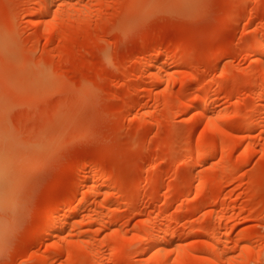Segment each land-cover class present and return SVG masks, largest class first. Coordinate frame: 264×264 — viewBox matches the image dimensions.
<instances>
[{"label": "rangeland", "instance_id": "obj_1", "mask_svg": "<svg viewBox=\"0 0 264 264\" xmlns=\"http://www.w3.org/2000/svg\"><path fill=\"white\" fill-rule=\"evenodd\" d=\"M43 2L0 0V264H264V0Z\"/></svg>", "mask_w": 264, "mask_h": 264}, {"label": "bare ground", "instance_id": "obj_2", "mask_svg": "<svg viewBox=\"0 0 264 264\" xmlns=\"http://www.w3.org/2000/svg\"><path fill=\"white\" fill-rule=\"evenodd\" d=\"M45 1H47V2H48V5H49V2L52 3L53 0H52V1H51V0H45ZM43 4H44V2H43ZM43 4H42V5H43ZM48 5H47V4H44V7H45V8H49L48 11H47V9L44 10V7H43V6H40L38 9L41 8V10H42V7H43V10H42V11H45V12H47V13H50V7L53 5V3H52L51 6L49 5V7H46V6H48ZM37 11H38V10H37ZM38 13H39V12H38ZM41 13H43L42 15L45 16V15H44V12H41ZM41 13H40V14H41ZM57 15H58V14H57ZM45 17H49V15H46ZM42 18H43V17H42ZM43 19H44V18H43ZM47 19H48V18H47ZM47 19H46V21H47ZM56 19H58V18L56 17ZM59 19H60V21H61V18H60V17H59ZM59 19H58V20H59ZM47 22H48V21H47ZM47 22H46V23H47ZM257 38H258V37H256V39H257ZM259 39H260V38H258L257 40H255V38H254L255 41L253 40V41H254L253 43H255L256 45H258L259 43L261 44V46L258 45L257 48L261 49V50H260V51H261V52H260L261 54L258 52L259 55H263L262 52L264 53V43H263L264 40H262V41H263V42H262L263 44H262V43L260 42L261 39H260V40H259ZM262 39H263V38H262ZM255 44H254V45H255ZM259 46H260V47H259ZM257 51H258V49H257ZM181 71H182V70H181ZM181 73H182V72H181ZM206 96H207V95H206ZM207 102H208V98H207V97H204V98L202 99V103H204V104L206 105ZM206 111H207V110H205L204 112H206ZM204 112H202V116H203V114H204V116L207 115V114L209 115V113H204ZM263 114H264V113H263ZM210 117H212V116H209V119H210ZM217 118L221 119V118H223V117H217ZM217 118H216V121H217V120L219 121V119H217ZM213 119H214V117L210 119V120H211L210 122H213ZM214 120H215V119H214ZM218 121H217V122H218ZM213 123L216 125V122H213ZM213 123H211V124H213ZM214 124L211 125V127H212V126H213V127H217V128H215V130L217 129L218 131H221L220 127L218 126V123H217L216 126H214ZM223 134H225V133H223ZM201 147H204V146H201ZM204 148L206 149V147H204ZM204 148H203V149H204ZM222 148H224V147H222ZM201 149H202V148H201ZM211 149H212V148H211ZM211 149H208V151H210V153H211ZM213 149H215V148L213 147ZM213 149H212V151H213ZM215 150H216V149H215ZM206 151H207V150H206ZM245 151H246V150H245ZM245 151H244V153H245ZM202 152H203V151L201 150V151H200L201 155L199 154V158L203 157L204 153H202ZM215 152H216V151H215ZM247 152H248V151H246V153H247ZM212 153H214V152H212ZM207 154H209V153H207ZM214 154H215V153H214ZM2 159H3V158H2ZM199 160H200V159H199ZM2 161H3V160H2ZM4 161H5V160H4ZM197 162H198V159H197ZM199 162H200V161H199ZM199 162H198V163H199ZM3 169H4V168H3ZM1 170H2V168H1ZM3 172H4V170H3ZM0 174H1V171H0ZM56 214H57V213H56ZM57 216L59 217V215H57ZM57 216L53 214V215L51 216V221L54 222V221H55V218H56ZM58 217H57V218H58ZM53 222H52V223H53ZM56 223H57V222H54V223L52 224V227L49 228V230H50L49 233L52 234V235H57V236H58V234L62 231L61 229H63V228H62V227H63V223L60 222V223H62V225L59 224V222H58V224H56ZM60 230H61V231H60ZM159 230H160V229H158V232H159ZM59 231H60V232H59ZM57 233H58V234H57ZM155 233H157V232L155 231V232H154V235L151 234V235L153 236V237L150 236V238L152 237V238H151V241L149 240L150 238L148 239L150 242L147 240V241H148V242H147V243H148V247H150V248H148V247H147V248H148V249H152V247H153V249H155L157 252H159L158 254L162 253V255L164 256V253H165L164 251H165V250L162 251V249L164 248V246L162 245V241H163V239L161 238L162 240H159V238L161 237V236L159 237V233H161V230H160V232H159L158 234L155 235ZM52 235H51V236H52ZM157 235H158V237H159V238L157 237L158 240H156V236H157ZM160 235H161V234H160ZM57 236H55V237H57ZM154 236H155V239H153ZM52 237H54V236H52ZM163 243H164V241H163ZM54 244H55V243H54ZM144 244H146V243H144ZM55 245H57V244H55ZM58 246H59V245L56 246V247H57L56 249L59 250ZM145 246H147V245H144V247H145ZM59 247H60V246H59ZM155 250H154V251H155ZM59 251H60V250H59ZM157 252H156V254H157ZM163 252H164V253H163ZM157 256H158V255H157ZM163 256H162V257H163ZM165 256H166V254H165ZM162 257H160V260H161ZM217 257L219 258V255H217ZM217 257H216V258H217ZM156 258H157V257H156ZM213 258H215V257H213ZM213 258H210V259H209V260H211V261H210L211 264H212L215 260H216V261H217V260H218V261L221 260L220 258H219V259H216V258H215V260H213ZM221 258H222V257H221ZM165 259H167V258L165 257ZM165 259L162 258V263L165 262ZM158 260H159V259H158ZM160 260H159V262H161ZM163 260H164V262H163ZM166 262H167V260H166ZM222 262L224 263L225 261L221 260V261H219L218 263L221 264ZM210 263H209V264H210ZM214 263H215V262H214ZM218 263H215V264H218ZM223 263H222V264H223ZM224 264H225V263H224Z\"/></svg>", "mask_w": 264, "mask_h": 264}]
</instances>
